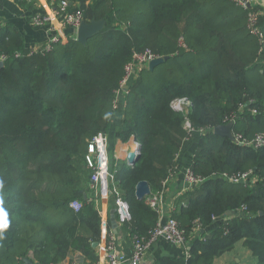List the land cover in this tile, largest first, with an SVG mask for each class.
Masks as SVG:
<instances>
[{
  "label": "trees",
  "instance_id": "obj_1",
  "mask_svg": "<svg viewBox=\"0 0 264 264\" xmlns=\"http://www.w3.org/2000/svg\"><path fill=\"white\" fill-rule=\"evenodd\" d=\"M84 1L79 8L86 22L105 21L85 43L73 34L49 49H31L0 25V215L7 221L0 223V264H25V257L56 264L73 250L97 259L100 213L85 154L98 133L109 139L125 64L145 49L168 58L128 83L114 130L121 142H138L136 162L116 159L108 140L111 193L129 206L124 229L131 240L149 237L158 213L148 198L173 173L192 134L183 126L187 120L204 130L186 165L204 181L170 213L186 231L188 254L152 264H214L237 241L264 264V145L234 139L264 135L263 7L251 2L244 8L236 0ZM250 11L259 12L255 27L248 25ZM178 97L189 100L187 111L172 108ZM229 122L232 139L214 133ZM249 171L244 181L221 176ZM141 180L151 193L137 199ZM75 199L82 202L77 212L69 207Z\"/></svg>",
  "mask_w": 264,
  "mask_h": 264
},
{
  "label": "built area",
  "instance_id": "obj_2",
  "mask_svg": "<svg viewBox=\"0 0 264 264\" xmlns=\"http://www.w3.org/2000/svg\"><path fill=\"white\" fill-rule=\"evenodd\" d=\"M12 1H22V0H12ZM31 1V0H25ZM54 3V6L44 10L36 11L32 14L31 24L34 27L44 28L46 31V43L44 44L45 49H49L50 45L53 42L58 41L60 38H66L64 33L65 29H71L76 34L77 28L84 21L83 10L79 6H73L71 4L72 0H51ZM237 3L244 8L250 7L253 0H236ZM259 12L250 11L248 13V25L255 27L257 16ZM262 38H264L263 31L258 32ZM159 57V55L154 54L151 50L145 49L144 51H135L132 54L131 60L125 64L124 75L119 81V85L115 90V98L113 101V107L117 110V104L119 96L124 95L127 91L128 83L137 76L140 69L148 66L150 60ZM5 56H0L2 61ZM173 109L177 111H183L184 107L190 104L189 100L186 97L174 98L171 102ZM184 128L187 130L190 135L193 132H197L201 135L204 130H194L190 123L185 120L183 123ZM134 151L138 147V142L134 138H131ZM188 139V138H186ZM234 139L240 143L249 146L259 147L264 145V135L257 134L255 137L249 141L241 140L239 135H234ZM137 153V152H136ZM85 161L87 166L91 169V187L94 190V200L95 204H98L99 198L107 196V190L110 188V182L113 178L110 169H109V156H108V140L107 136L104 133H98L93 137L89 142L87 153L85 154ZM223 178H226L230 181H244L251 176V171L228 176L225 173L221 174ZM172 177V173L163 181L164 188L158 194H155L153 197L148 198L149 205L156 210L158 213V221L155 226L152 228L149 237L146 239L138 238L135 236L132 239V251L130 255L122 253L112 237L103 238L97 243L99 249V255L94 261H89L87 259L78 260L76 264H139L146 249L150 247L155 241L159 238L164 239L167 243L175 246H180L185 248L187 244V234L186 231L181 228L175 218L172 217L171 213L166 217L164 221H161L165 210L163 207L162 194L166 187L168 180ZM184 179H185V189L195 187L200 185L204 178L200 176H195L189 167L184 169ZM115 190V188H114ZM117 193V191L115 190ZM115 211L118 215V218L121 222L126 220L129 217V206L126 200L122 198L118 193L114 198ZM69 207L75 212L79 211L82 208V202L80 200H72L69 203ZM171 209H174L171 207ZM99 211V210H98ZM100 212V211H99ZM103 219L102 221H104ZM200 223L195 221V226L193 231H198ZM186 251V250H185ZM188 254V251L186 252Z\"/></svg>",
  "mask_w": 264,
  "mask_h": 264
},
{
  "label": "crops",
  "instance_id": "obj_3",
  "mask_svg": "<svg viewBox=\"0 0 264 264\" xmlns=\"http://www.w3.org/2000/svg\"><path fill=\"white\" fill-rule=\"evenodd\" d=\"M12 1L0 0V25L10 26L13 30L21 35L24 40L25 46L31 49H36L46 43V31L41 27H34L30 24L29 18L34 11H44L49 7L54 6L51 0H31V1ZM256 4L263 7L264 0H253ZM89 3L85 0L84 4ZM29 4L32 5V9ZM73 6H80V0L71 2ZM66 36L75 34L71 29H65ZM124 95L119 96L117 110L112 119L111 131L109 134V149L113 151V156L122 161H126V155L129 151L134 150L132 139L126 142H121L114 137V130L119 125L122 118L124 108ZM199 134L193 132L188 139H185L179 154L177 155L176 167L172 173V177L168 180L164 192L162 194V201L164 207V214L161 221H164L170 215L171 207L176 210V204L181 201H186L188 196L187 191H184L186 183L184 179V169L191 158L192 152L196 146ZM94 192V190H93ZM111 189L107 190V196L99 198L96 207L100 211V240L103 238L112 237L117 245V248L127 255L132 251V240L128 232L124 229L118 215L116 217L114 197L112 196ZM105 219L104 221H102ZM190 241L188 240L186 247L175 246L167 243L164 239L159 238L150 247H148L139 264H152V262L161 257H178L186 255L189 249ZM95 255H99V249L94 246ZM186 250V251H185ZM78 254V255H77ZM87 259L82 252L78 250L70 251L64 260L58 264H76L78 260ZM89 260V259H87ZM90 261V260H89ZM214 264H256L255 259L251 252L245 248L241 241H237L234 248L222 254L215 259Z\"/></svg>",
  "mask_w": 264,
  "mask_h": 264
},
{
  "label": "water",
  "instance_id": "obj_4",
  "mask_svg": "<svg viewBox=\"0 0 264 264\" xmlns=\"http://www.w3.org/2000/svg\"><path fill=\"white\" fill-rule=\"evenodd\" d=\"M104 25H105L104 20L92 19L89 22H86L84 20L81 22V24L77 28L76 39L81 43H85L88 38H90V37L96 35L98 32H100L103 29ZM167 58H168V55L156 57V58L149 61L147 68L149 70H151V69H153V67L164 62ZM1 65H2V62L0 61V66ZM213 131H214V133H216L218 135L226 136V137H229L230 139L233 138L232 122L217 125L214 127ZM139 150H140V147L138 146L136 149L137 153L134 150L129 151L127 153L126 163L128 165H133L136 162V160L139 156ZM150 193H151V191H150V187H149V184L147 181L141 180V181L137 182V184L135 186V196L137 199H143L147 195H150ZM84 198H85V194H84ZM96 244L97 243L94 242L93 246H96ZM23 261L25 264H38V263L34 262L31 258H27V257L23 258Z\"/></svg>",
  "mask_w": 264,
  "mask_h": 264
},
{
  "label": "rangeland",
  "instance_id": "obj_5",
  "mask_svg": "<svg viewBox=\"0 0 264 264\" xmlns=\"http://www.w3.org/2000/svg\"><path fill=\"white\" fill-rule=\"evenodd\" d=\"M89 2H90V0H89ZM50 8V7H49ZM34 12H36V11H34ZM33 12V13H34ZM31 17H32V14L30 15V18H29V22H30V24H31ZM32 25V24H31ZM189 107V104L188 105H186L185 107H184V109H183V111H181V112H184V111H187V108ZM139 146V145H138ZM140 147V146H139ZM114 179H112V181H113ZM114 183V182H113ZM149 184V183H148ZM150 187V186H149ZM160 192V191H159ZM158 192V193H159ZM120 195V194H119ZM155 195V193H152L150 196H149V198H151V197H153ZM97 243V242H96ZM78 255V254H77ZM56 264H58V263H56Z\"/></svg>",
  "mask_w": 264,
  "mask_h": 264
},
{
  "label": "snow or ice",
  "instance_id": "obj_6",
  "mask_svg": "<svg viewBox=\"0 0 264 264\" xmlns=\"http://www.w3.org/2000/svg\"><path fill=\"white\" fill-rule=\"evenodd\" d=\"M0 223L6 224L7 221L3 218L2 215H0Z\"/></svg>",
  "mask_w": 264,
  "mask_h": 264
}]
</instances>
